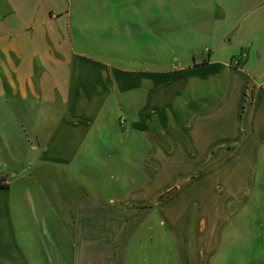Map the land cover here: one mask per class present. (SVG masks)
Masks as SVG:
<instances>
[{
	"label": "crops",
	"instance_id": "0c3cea01",
	"mask_svg": "<svg viewBox=\"0 0 264 264\" xmlns=\"http://www.w3.org/2000/svg\"><path fill=\"white\" fill-rule=\"evenodd\" d=\"M213 2L198 36L207 55L192 51L185 63L163 69L105 59L95 39L82 55L74 0H4L0 165L16 161L20 116L28 117L27 145L41 148L42 161L59 171L68 147L77 158L107 120L122 118L128 158L146 176L128 192V204L157 202L159 211L181 217L163 225L172 252L160 260L212 264L241 212L257 244L264 230V0ZM20 101L42 109L22 114ZM36 115L37 124L29 119ZM1 169L8 187H0V264H50L49 241L35 232L33 195Z\"/></svg>",
	"mask_w": 264,
	"mask_h": 264
},
{
	"label": "rangeland",
	"instance_id": "374dc122",
	"mask_svg": "<svg viewBox=\"0 0 264 264\" xmlns=\"http://www.w3.org/2000/svg\"><path fill=\"white\" fill-rule=\"evenodd\" d=\"M6 9L0 0V16ZM73 10L75 46L85 56L94 39L101 57L128 62V68L167 69L188 61L192 51L198 57L201 50L204 57L208 52L198 36L205 34L213 0H74ZM17 108L23 114L42 106L20 101ZM29 119L37 124L42 116ZM27 120L19 117L16 163L8 159L0 166L7 168L11 184L33 195L35 232L49 241L50 264H172L159 259L172 252L163 225L168 221L172 227L180 214L159 211L157 202L144 208L128 204V192L146 176L128 158L133 155L122 118L107 120L77 158L71 159L74 149L68 147L61 171L42 161L41 148L27 145ZM247 221L245 212L236 214L226 247L212 264H264V230L253 244ZM157 241L163 244L158 250Z\"/></svg>",
	"mask_w": 264,
	"mask_h": 264
},
{
	"label": "trees",
	"instance_id": "16d2710c",
	"mask_svg": "<svg viewBox=\"0 0 264 264\" xmlns=\"http://www.w3.org/2000/svg\"><path fill=\"white\" fill-rule=\"evenodd\" d=\"M0 187H8V184L5 183V178L4 176H2L1 180H0ZM173 191V190H172ZM172 191L165 193L164 195H162V198H165L166 196H168L170 193H172Z\"/></svg>",
	"mask_w": 264,
	"mask_h": 264
},
{
	"label": "built area",
	"instance_id": "2783aa9c",
	"mask_svg": "<svg viewBox=\"0 0 264 264\" xmlns=\"http://www.w3.org/2000/svg\"><path fill=\"white\" fill-rule=\"evenodd\" d=\"M1 172H2V169H1V166H0V180H1V178H2V174H1Z\"/></svg>",
	"mask_w": 264,
	"mask_h": 264
}]
</instances>
